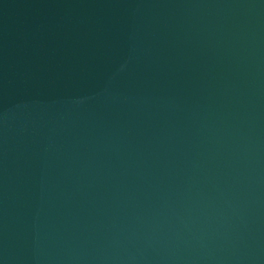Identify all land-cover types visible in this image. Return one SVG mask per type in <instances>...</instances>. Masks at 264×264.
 Wrapping results in <instances>:
<instances>
[{
    "label": "water",
    "instance_id": "water-1",
    "mask_svg": "<svg viewBox=\"0 0 264 264\" xmlns=\"http://www.w3.org/2000/svg\"><path fill=\"white\" fill-rule=\"evenodd\" d=\"M0 264H264V0H0Z\"/></svg>",
    "mask_w": 264,
    "mask_h": 264
}]
</instances>
